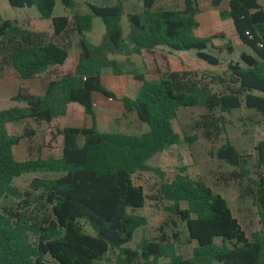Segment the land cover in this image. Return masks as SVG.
I'll return each instance as SVG.
<instances>
[{
	"label": "trees",
	"instance_id": "1",
	"mask_svg": "<svg viewBox=\"0 0 264 264\" xmlns=\"http://www.w3.org/2000/svg\"><path fill=\"white\" fill-rule=\"evenodd\" d=\"M6 1L14 9H34L39 20L49 22L51 34L0 18V73L7 67L20 80L46 82L42 95H15L12 100L23 107L0 111V264H50L48 259L51 264H97L108 253L115 255V264H264V233L253 232L248 237L221 195L192 180L184 174L185 168L167 181L159 168L150 165L180 143L172 124L181 108L203 109L192 129L210 142L226 134L228 123L223 115L242 109L248 113L249 125H264V9L260 0L210 2L213 8L226 4L223 16L230 20L235 40L251 54L240 53L238 62H229L223 74L171 72L154 82L137 69H128L132 66L129 58L163 47L194 51L210 67L221 65L218 57L208 53L215 47L214 36L194 34L197 0H181L179 10L157 7L163 0H138L141 9L134 13L125 12L128 0H84L86 12L78 10L77 0ZM57 2L68 16H54ZM94 18L104 28L97 44L86 40ZM73 42L79 50L76 64L62 74L60 68ZM225 47L231 54V44ZM105 71L139 82L137 95L124 96L119 102L126 113L147 126L146 132L98 130L95 97L115 99L102 84ZM69 104L78 105L92 124L56 130L62 140L59 158L17 161L13 150L23 137L10 135L7 124L49 125L65 116ZM184 141L192 143L195 138ZM253 151L254 178L247 169L251 156L237 150L229 139L213 156L237 171L231 176L246 180L240 197L251 199L263 225L264 175L260 169L264 167V140ZM145 172L160 178L154 199L166 204L165 211L177 222L172 220L168 226L171 236L164 234L153 241L142 238L131 250L127 245L147 223L135 214L144 207L146 196L134 185L133 176ZM26 174L41 177L20 191L13 181ZM178 224L185 243L193 244L190 257L176 252Z\"/></svg>",
	"mask_w": 264,
	"mask_h": 264
},
{
	"label": "rangeland",
	"instance_id": "2",
	"mask_svg": "<svg viewBox=\"0 0 264 264\" xmlns=\"http://www.w3.org/2000/svg\"><path fill=\"white\" fill-rule=\"evenodd\" d=\"M211 0H197L199 13L196 15L194 34L197 37L204 38L214 36L213 44L215 47L210 48L208 53L218 57L220 66L210 67L206 63L198 60L194 51L175 52L166 48L159 47L151 52H143L139 56L129 58L130 68H135L138 73H142L146 80L154 82L162 74L171 72L190 71L198 74H223L226 65L229 62H238L239 54L251 52L241 44L237 43L233 36V28L229 19L223 16L225 5L219 8H213ZM78 10L86 12L84 0H77ZM96 3V2H95ZM263 4L264 0L259 1ZM98 4V3H96ZM157 7L168 10H179L181 0H163L157 4ZM141 4L138 0H128L125 4L126 13L139 12ZM68 16L69 12L62 8L57 2L54 16ZM0 18L10 21H16L17 24L23 25L33 32H42L47 35L51 34L50 24L47 21L39 20L38 14L34 9H14L11 8L6 0H0ZM123 29L126 28L125 20L122 21ZM104 28L101 21L93 19V29L91 33L86 34V40L97 44L102 38ZM231 44L232 53L229 54L225 47L227 43ZM79 50L76 42L72 43L68 59L61 71L68 73L74 68ZM120 62L125 59L119 55H114ZM103 83L107 90L114 94L115 99L109 101L107 98L97 97L95 99L94 122L100 132H121L126 134L139 135L147 131V126L140 123L134 114L126 113L119 100L124 96L135 97L139 89V82H130L127 77H114L109 72L103 73ZM43 79H34L23 81L18 79L13 72L7 67H3L0 73V111L12 107H23L24 104L16 103L12 99L17 93L39 96L42 95L45 86ZM127 88L131 91H127ZM216 90V88H215ZM69 109L67 118L56 119L50 125H36L31 121L16 122L7 124L6 128L10 135L23 137V140L14 148V156L17 161L34 159L40 157L59 158L61 153V138L56 135V129L62 127H88L92 124V119L85 116L82 109L72 104ZM202 108H181L176 119L173 121V129L177 133L180 143L173 145L163 153L155 157L150 163L151 166L157 167L164 174V178L170 181L175 174L179 173L180 168H185L184 174L192 180H199L208 186L214 193L221 195L226 202L242 229L249 237L251 233L261 231L264 233V224L259 220L258 212L253 206L251 199L240 197V190L246 185V180L231 176L237 171L228 167L224 163L214 158L215 150L229 139L233 146L240 152L250 155L247 169L250 177L254 178L255 154L253 147L257 142L264 140V125H249L246 118L247 111L244 109L232 113L230 116L223 115L228 123L226 134L216 140L206 141L202 138L200 131L193 130L192 124L199 120L203 114ZM258 120V119H257ZM30 132L32 135L27 136ZM195 138V141L188 143L184 138ZM82 139H78L81 145ZM264 175V167L260 169ZM35 177H41L40 174H26L13 181V186L20 191L27 190L31 180ZM134 185L143 189L146 196L145 205L142 209L137 210L135 214L146 219L144 227L137 230L133 240L127 245V248L135 250L142 238L153 241L163 236H171L168 226L171 221L176 219L165 211L166 204H162L154 199L160 183V178L154 172L139 173L133 176ZM177 222V221H176ZM166 224V225H165ZM84 230L90 233L89 228L82 223ZM176 232L180 233L179 242L176 244V252L182 257H190L193 244L185 243V233L182 226L178 224ZM51 264V260H47ZM97 264H115V255L108 253L104 260Z\"/></svg>",
	"mask_w": 264,
	"mask_h": 264
},
{
	"label": "crops",
	"instance_id": "3",
	"mask_svg": "<svg viewBox=\"0 0 264 264\" xmlns=\"http://www.w3.org/2000/svg\"><path fill=\"white\" fill-rule=\"evenodd\" d=\"M125 4H126V3H125ZM224 5H225V9H224V11H225V10L227 9V7H226V4H224ZM260 5H261L262 8H263V4H260ZM124 9H125V5H124ZM197 15H198V14H197ZM195 20H196V18H195ZM92 29H93V28H92ZM91 32H92V30H91ZM91 32H90V33H91ZM103 34H104V33H103ZM233 36H234V31H233ZM204 38H205V37H204ZM234 38H235V37H234ZM90 43H91V42H90ZM98 43H99V42H98ZM237 43H238V42H237ZM92 44H93V43H92ZM242 46H243V45H242ZM142 53H143V52H142ZM142 53H141V54H142ZM124 59H125V58H124ZM64 65H65V64H64ZM64 65H63V66H64ZM63 66H62V67H63ZM62 67L60 68V72H61L62 74H65V73H63V72L61 71ZM105 72H106V71H105ZM110 74H111V73H110ZM111 75H112V74H111ZM112 76H113V75H112ZM114 77L122 78V77H126V76H114ZM127 78L129 79L130 82L133 81L131 77H127ZM44 81H45V80H44ZM45 83H46V82H45ZM102 84H103V86H104V83H103V75H102ZM104 87H105V86H104ZM43 89H44V88H43ZM128 90L131 91L130 88H129V89L127 88V91H128ZM42 93H43V92H42ZM97 97H100V96H96L95 99H96ZM127 97H130V96L127 95ZM102 98H103V97H102ZM71 107H74V106H72V104H69V105L67 106V110H66V114H65V116L60 117V118H57V119H61V118H62V119H63V118L65 119V118H67V116H68V112H69V109H71ZM55 120H56V119H54L53 121H55ZM256 120H257V119H256ZM53 121H52L51 123H53ZM257 121H259V119H258ZM49 125H50V124H49ZM62 128H64V127H62ZM62 128H61V129H62ZM56 130H57V129H56ZM60 138H61V137H60ZM61 144H62V140H61ZM13 153H14V150H13ZM14 157H15V156H14Z\"/></svg>",
	"mask_w": 264,
	"mask_h": 264
},
{
	"label": "water",
	"instance_id": "4",
	"mask_svg": "<svg viewBox=\"0 0 264 264\" xmlns=\"http://www.w3.org/2000/svg\"><path fill=\"white\" fill-rule=\"evenodd\" d=\"M195 27L197 26V23H195V25H194Z\"/></svg>",
	"mask_w": 264,
	"mask_h": 264
},
{
	"label": "built area",
	"instance_id": "5",
	"mask_svg": "<svg viewBox=\"0 0 264 264\" xmlns=\"http://www.w3.org/2000/svg\"><path fill=\"white\" fill-rule=\"evenodd\" d=\"M109 101H111V99H108Z\"/></svg>",
	"mask_w": 264,
	"mask_h": 264
}]
</instances>
